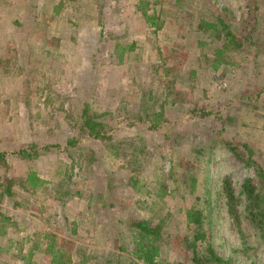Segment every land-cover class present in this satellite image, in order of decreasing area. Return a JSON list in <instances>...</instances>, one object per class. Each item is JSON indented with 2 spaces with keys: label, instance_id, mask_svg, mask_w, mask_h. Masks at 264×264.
<instances>
[{
  "label": "rangeland",
  "instance_id": "obj_1",
  "mask_svg": "<svg viewBox=\"0 0 264 264\" xmlns=\"http://www.w3.org/2000/svg\"><path fill=\"white\" fill-rule=\"evenodd\" d=\"M83 106L103 139L79 130ZM225 141L264 170V0H0V264H49L44 233L70 264H144L131 220L160 228L152 264H197L194 210L198 258L264 264L241 184L264 187Z\"/></svg>",
  "mask_w": 264,
  "mask_h": 264
},
{
  "label": "trees",
  "instance_id": "obj_2",
  "mask_svg": "<svg viewBox=\"0 0 264 264\" xmlns=\"http://www.w3.org/2000/svg\"><path fill=\"white\" fill-rule=\"evenodd\" d=\"M142 16L146 22L152 23L151 17H149L145 12H142ZM210 28H215V24L206 25ZM227 43L232 45L233 47H239L240 42L244 40L243 37L236 38L231 32H226ZM224 50H217L216 52V60L213 63V67L217 68L219 64H221V57L223 55ZM98 116L95 114H91L86 106H83L80 112L79 120V130L82 131L84 136L90 137L93 139H103L106 136V125L97 120ZM225 147L233 153L240 161L251 165L255 169V173L258 177V181L264 187V170L257 163L256 160L252 158V152L249 148L243 143H232V142H224ZM20 159H31L34 158V146L30 145L28 148L19 149L15 153ZM4 153H0V162H3ZM42 184V181L37 177V175L33 171H28L25 174L23 185L26 187L27 192H34L36 188H39ZM225 185V184H224ZM241 192L244 194L248 201V211L249 217L252 222H255L256 225L260 228V230H264V198L260 197V193L256 191L255 186L248 180H245L241 184ZM226 198L229 204L234 202V197L230 189L226 190ZM11 197V189L9 184H5L1 187L0 190V198L1 197ZM5 217L0 212V235L5 234L4 229ZM191 222L193 225V239L190 243L192 250V259L197 264H223V262L212 252L209 246H206L205 250L202 252L203 255L200 258L196 256L195 253V243L200 242L201 244L204 242V227H203V215L200 211H192L191 212ZM129 227L134 229L137 235L142 237L151 238V244L146 243V245H140L138 252L140 253V258L144 264H152V254L155 252V248L152 247V243L156 242V240L160 237V228L158 226L150 225L148 222L144 220H131L129 221ZM43 238L45 242L43 243V252L47 253L50 258L49 264H70L68 259L64 258V252L60 251L55 246V239L53 236L48 233L43 234ZM48 239V240H47ZM30 251L28 252V255ZM137 256V254H136ZM22 258V257H21Z\"/></svg>",
  "mask_w": 264,
  "mask_h": 264
}]
</instances>
